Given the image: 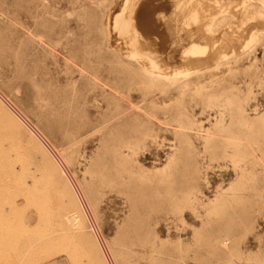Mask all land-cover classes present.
Here are the masks:
<instances>
[{
    "label": "rangeland",
    "instance_id": "1",
    "mask_svg": "<svg viewBox=\"0 0 264 264\" xmlns=\"http://www.w3.org/2000/svg\"><path fill=\"white\" fill-rule=\"evenodd\" d=\"M178 1L0 0V264H264V29Z\"/></svg>",
    "mask_w": 264,
    "mask_h": 264
},
{
    "label": "bare ground",
    "instance_id": "2",
    "mask_svg": "<svg viewBox=\"0 0 264 264\" xmlns=\"http://www.w3.org/2000/svg\"><path fill=\"white\" fill-rule=\"evenodd\" d=\"M172 0H167L168 4L171 2ZM181 2L183 0H180ZM178 1V2H180ZM190 4H191V0H189ZM193 2H195V4L193 3L192 5L189 6H185V8L182 10V14H186L188 11H192L194 10V12H199L200 10H204V13L206 11V13H208V18L206 20V23H205V27L208 28V31L212 32V34L214 35H218L216 33H219L221 32L222 30H224V28L226 26H228L229 28H231L232 26H240L241 25H248L249 24H254V26H251V29L253 27L256 28H262L264 29V0H237V2L234 4V6H232V0H192ZM174 2V1H173ZM171 2V3H173ZM176 2V1H175ZM174 2V3H175ZM180 2V3H181ZM163 3V2H162ZM197 4V6L195 7V5ZM174 5V4H171V6ZM178 5V3L176 4L175 3V6ZM180 5V4H179ZM166 6V5H165ZM174 6V7H175ZM181 6V5H180ZM199 6V7H198ZM169 7V6H168ZM178 8V6H177ZM175 9V8H174ZM172 9V10H174ZM179 9V8H178ZM177 10V9H176ZM176 10H174L176 12ZM186 11V12H185ZM203 12V11H202ZM197 15V13H196ZM199 15V14H198ZM239 21V22H238ZM175 22V21H174ZM197 23V20L195 21V19H192L191 20V23L190 24H194ZM237 24V25H236ZM168 25V24H167ZM173 25V24H172ZM183 25V24H182ZM186 25V24H185ZM188 25V24H187ZM175 27V26H174ZM168 28V27H167ZM237 28V27H236ZM178 29V28H177ZM171 30V28H170ZM226 30V29H225ZM236 30V29H235ZM254 30V29H252ZM178 31V30H177ZM180 31V30H179ZM251 32V30H250ZM255 32V30H254ZM180 33V32H179ZM226 33V31L224 32ZM224 33L222 34H219V37H221L220 35H222L221 39H222V46L224 44V47H226L225 44L229 43L230 45V40H228L227 36H223ZM168 34V33H167ZM240 34V33H239ZM252 34V33H251ZM226 35V34H225ZM249 35V34H248ZM172 36V35H171ZM169 37V36H168ZM183 37V36H182ZM241 37V36H240ZM230 38V37H229ZM219 39V38H217ZM261 39V38H260ZM165 40V39H164ZM185 40V39H184ZM259 40V35L258 33H253V35L251 37L248 38V41H246V48H249V47H252L254 44H256ZM216 41V40H215ZM165 42V41H164ZM192 42V41H191ZM245 42V41H244ZM171 42H169L170 44ZM192 44V43H191ZM216 44V43H215ZM218 44V43H217ZM232 44V43H231ZM193 45V44H192ZM220 45V43H219ZM191 48H188L186 54L188 53L190 56H203L205 53H206V50L205 48H202L200 46H197V45H194V46H191L189 45ZM221 46V47H222ZM232 46V45H231ZM255 46V45H254ZM240 47V46H239ZM223 49V48H221ZM227 49V47H226ZM252 49V48H249V50ZM235 50V49H234ZM237 50V49H236ZM239 50V49H238ZM243 51V50H242ZM248 52V51H247ZM184 53V52H183ZM222 53V52H221ZM224 53V52H223ZM225 54V53H224ZM161 55V54H160ZM206 55V54H205ZM226 55H223L221 57V60L225 58ZM231 59V58H230ZM229 59V60H230ZM227 60V59H226ZM220 62V60H219ZM219 64V63H217ZM221 64V62H220ZM217 66V65H216ZM215 69V68H214ZM203 70V69H202ZM206 70V69H205ZM167 71V70H166ZM198 71V70H197ZM218 71V70H217ZM191 70H183V69H180L179 70H174L171 72V74L169 73H166L165 76H162V77H165L166 80H170L171 78H177V77H185V76H188L190 73ZM199 73V71H198ZM196 74V73H195ZM148 76L149 78H152V77H159V73L157 72V68L154 66L153 67V72H148ZM172 81V80H171ZM11 105L12 104L10 103V100L4 96V98H0V105L1 106H4L5 108L7 109H12V108H9L10 106L8 105ZM14 107V106H12ZM15 109V107H14ZM18 112V111H17ZM18 119V118H17ZM39 133V132H38ZM41 135V134H40ZM39 135V136H40ZM43 139V138H42ZM45 141V140H44ZM34 144L37 145V147L42 151V153L47 156L48 160L50 161V163L52 164V166L54 167V169L59 172L58 174L61 175V178L63 177V174L62 172L60 171L59 167H58V163L56 162V160L54 159V156L50 155L49 152L44 148V146L41 144L40 140L36 137V135L34 134ZM54 151V150H53ZM58 157V156H57ZM59 158V157H58ZM60 161V160H59ZM64 179V178H63ZM65 180V179H64ZM63 180V181H64ZM64 183L66 184V182L64 181ZM68 183V182H67ZM69 185V184H68ZM66 185V187H70V185L68 186ZM70 190V189H68ZM79 190V189H78ZM72 193V188H71V191H69V194ZM74 193V192H73ZM72 193V194H73ZM81 194V193H80ZM75 195V193H74ZM72 196V195H71ZM76 196V195H75ZM82 196V195H81ZM74 199V198H73ZM77 200H79L78 198L75 197V202H77ZM74 202V203H75ZM78 203V202H77ZM80 204H81V201H80ZM76 206V203L74 204ZM79 207L78 206V210H79ZM82 209V208H81ZM81 213V215L84 213H82L81 211H79ZM78 212V213H79ZM77 213V211L75 212ZM86 214V213H85ZM77 215V214H76ZM80 217H83V222L84 224L82 223V227H83V231L88 230L89 228L86 227L84 229V226L85 225V220H84V216H81ZM78 216V215H77ZM79 217V219H80ZM86 218V217H85ZM81 221H82V218H81ZM80 221V222H81ZM76 222V221H75ZM74 222V223H75ZM81 223H79L78 225H80ZM84 225V226H83ZM85 236L89 235V233H85ZM83 235V233H82ZM88 242V241H87ZM90 246H91V243H90ZM91 248V247H90ZM109 255V253H108ZM111 257V256H110ZM111 260V259H110Z\"/></svg>",
    "mask_w": 264,
    "mask_h": 264
}]
</instances>
